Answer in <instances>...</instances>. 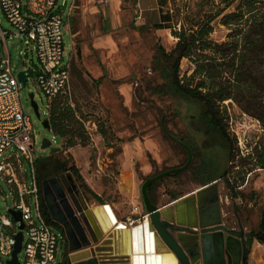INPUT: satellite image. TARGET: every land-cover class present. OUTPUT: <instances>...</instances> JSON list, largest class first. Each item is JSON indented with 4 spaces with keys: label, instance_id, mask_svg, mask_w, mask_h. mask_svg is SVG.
<instances>
[{
    "label": "rangeland",
    "instance_id": "1",
    "mask_svg": "<svg viewBox=\"0 0 264 264\" xmlns=\"http://www.w3.org/2000/svg\"><path fill=\"white\" fill-rule=\"evenodd\" d=\"M65 1L61 10L65 22L64 63L70 61L71 75L66 93L50 99L35 83L40 65L32 43L12 37L6 45L0 44L2 53L10 56L15 73L26 68L32 71L26 86L21 84L20 100L34 128L35 159L50 158L51 164L62 163L65 168L75 165L80 182L118 210L124 207V190L137 186L143 200L141 186L148 177L188 161V150L176 141L182 140L192 151L191 167L162 179L155 192L157 203L168 201L173 194L195 191L216 178L223 217L236 220L239 216L248 235L257 230L264 210V53L260 50L254 56L247 50L240 30L242 26L247 30L250 22H241L249 15L243 20L237 15L242 11V0H232L212 22L211 35L217 42H237L239 55L247 56L243 61L237 56L235 64L228 60L229 72L223 78L224 86L233 95L220 107L226 130L234 141L231 157L219 134L206 124L202 105L168 89L158 48L161 45L170 51L174 47L177 37L172 30L146 24L139 0H75L70 17L68 6L72 0ZM172 3L173 25L177 29L181 23L188 26L192 20L204 19V13L213 6L221 9L226 4L224 0ZM140 10L142 19L138 18ZM230 13L232 23L223 24V15ZM0 25L14 30L1 7ZM233 67H238L237 77L230 74ZM194 69L190 60L181 61L182 77L191 75ZM201 79L197 74L189 82L195 86ZM55 100L65 101L72 108L67 120L71 132L63 137L53 130L51 121V128L43 123L50 117L49 102ZM44 139L50 141V148L59 150L52 153L50 148H42ZM13 151L6 150L0 159ZM22 161L24 179L29 182L31 167L24 157ZM83 198L89 206L100 203L85 186ZM16 199L14 186L0 175V213H7ZM34 203L33 199L35 213ZM253 242L249 262L264 264V243ZM66 246L67 239L53 264L65 261ZM18 259L23 264V251L18 253Z\"/></svg>",
    "mask_w": 264,
    "mask_h": 264
},
{
    "label": "water",
    "instance_id": "2",
    "mask_svg": "<svg viewBox=\"0 0 264 264\" xmlns=\"http://www.w3.org/2000/svg\"><path fill=\"white\" fill-rule=\"evenodd\" d=\"M31 75L32 71L29 68L22 69L18 72V79L26 86ZM30 97L39 115L34 94L31 93ZM43 123L51 128L49 118ZM50 145L48 139L43 140L42 148H50ZM182 145L189 153L188 161L183 166L148 177L142 184L141 193L147 215L142 222L133 225L132 228L116 226L117 228L108 229L109 224L101 209L106 208L110 220L113 221L107 208L109 204H99L90 208L82 195L79 199L74 197L66 181L63 179L62 183L56 181L61 190L62 186L66 185L73 196L72 205L65 195L66 214L64 212L58 214L51 208L53 219L66 227L68 250L71 252L68 254L67 264H166L167 259H173L176 264H231V258L237 250L234 249L235 241L230 236L240 238L243 247L246 248L244 228L241 226L242 231H237L223 224L218 179L162 208L157 207L150 198L149 187L155 181L171 174H179L190 166L192 151L187 144ZM50 150L54 152L59 148ZM67 174L78 192L72 174L70 172ZM44 192L50 204V189L47 182H44ZM62 194L64 195L63 191ZM185 210L191 214V218L185 219L183 214ZM234 210L237 211L235 205ZM9 211L15 220L21 221L20 212L13 209ZM23 228L22 223L21 231L16 236L17 243L12 258L7 264L20 263L18 253L22 249ZM212 240L218 242L215 258L210 254ZM73 251L75 252L72 253ZM85 253H91L92 256L79 262L72 261L75 256Z\"/></svg>",
    "mask_w": 264,
    "mask_h": 264
},
{
    "label": "built area",
    "instance_id": "3",
    "mask_svg": "<svg viewBox=\"0 0 264 264\" xmlns=\"http://www.w3.org/2000/svg\"><path fill=\"white\" fill-rule=\"evenodd\" d=\"M65 4V0H0V7L14 28L0 25V44L6 45L12 37L32 43L40 65L35 83L50 99L70 89V62L64 63L65 22L61 10ZM73 4L71 1L68 6L69 14ZM138 18L142 19V10ZM20 91L18 73L12 70L10 56L4 55L0 48V156L14 149L8 157L0 159V175L14 186L17 195L8 212L0 213V264H7L12 258L22 223L23 264H53L66 238L42 211L33 155L35 133L30 116L23 111ZM22 157L31 167L29 182L24 179ZM10 209L21 213V221L14 219ZM133 211H138V207L134 206Z\"/></svg>",
    "mask_w": 264,
    "mask_h": 264
},
{
    "label": "trees",
    "instance_id": "4",
    "mask_svg": "<svg viewBox=\"0 0 264 264\" xmlns=\"http://www.w3.org/2000/svg\"><path fill=\"white\" fill-rule=\"evenodd\" d=\"M226 3L223 8L213 6L209 11L204 13V19L199 18L196 21H191L188 26L181 23V28L177 29L175 25H172V34L177 37V42L174 47L167 51L163 46L158 48V57L160 58L161 69L164 72V78L167 82L168 89L175 95H178L187 100H193L199 102L202 105V116L206 124L211 127L222 138L223 145L228 149L230 157L233 155L234 141L230 138L227 130L226 123L222 116L220 107L223 101L233 98V95L228 91L227 86L223 78L225 74L229 72L227 66H229L228 60L233 62L240 56L238 60H245L246 55L240 54L238 51V43L232 41L217 42L212 39L211 35L214 31V25L212 22L216 20L225 8L229 7L232 0H224ZM242 11L237 13L240 20H243L246 14L249 15L247 20H243L241 24L248 23L247 30H244L242 26L240 33L244 37V41L247 45V50L250 55L257 56L258 52L264 53V0H242ZM232 14L223 15L221 22L225 25H230ZM175 26V28H174ZM156 28H164L161 25H157ZM190 60L195 69L189 76H181V61L183 59ZM235 64V62H234ZM233 64V66H234ZM238 67L230 70V74L233 77L236 76ZM202 76L199 83L193 86L189 81L196 75ZM72 108L66 106L65 101L55 100L49 102L50 121L53 123V130L60 136H65L71 132L69 129L67 120L70 118ZM48 159H37L36 169L39 175L40 181V163L44 164ZM264 161V159H262ZM262 161V162H263ZM72 169L79 175V171L75 165ZM82 178V176L80 175ZM162 179L155 181L149 187V195L154 204L157 203V197L155 195L156 189L159 184L162 183ZM216 178H212L204 182L208 184L214 181ZM84 186L88 191L97 198L100 204H105L104 200L96 195L90 187L84 183ZM41 187V182H40ZM183 194H173L171 200H176ZM41 206L43 214L46 215L48 222L54 224L45 211L44 201L41 198ZM256 239L260 243H264V210L262 211L261 221L257 230L250 233V245L253 240Z\"/></svg>",
    "mask_w": 264,
    "mask_h": 264
},
{
    "label": "flooded vegetation",
    "instance_id": "5",
    "mask_svg": "<svg viewBox=\"0 0 264 264\" xmlns=\"http://www.w3.org/2000/svg\"><path fill=\"white\" fill-rule=\"evenodd\" d=\"M176 141L179 142L181 145L185 144L182 142V140H176ZM40 166H41L40 167L41 174H40V181H39V192H40V198H42L44 201V206H45L44 209L48 213L52 222L54 223L53 225L60 232H62L64 234L65 238L67 239L66 227L64 226V224L57 222L53 219L52 214H51V208H53V210H55L58 214L60 212H64L66 214V204L67 203L64 200L65 195L69 199V201L72 203V205H73V202H72L73 196L67 190L66 185L64 186L62 184L63 186H62V190H61L60 187L58 186V184L56 185V181L59 180L61 183H62V179L64 181H66L68 188L72 189V193L76 199H79V196H81V195L84 197V184L82 182H80L78 175L72 169V167L71 168L70 167L65 168V166L62 163H55V164L52 163L51 164L50 160H48L47 162H44V164L40 163ZM68 172H70L72 174L74 181L77 185L78 192H76V189L74 188V184H72V181L70 180V177L67 174ZM40 182H41V187H40ZM44 182L48 183V187L50 189V192H49V196L51 198L50 204L48 203L47 197H46L45 192H44ZM62 191L64 192V195L62 194ZM52 197H53V199H52ZM223 216H224V213H223ZM222 222L228 228L234 229L237 231H242V227L244 228V237H245V242H246V248L243 247L242 241L240 238L230 236L231 238H233V240L237 244V251H236V254L231 258V264H249L250 235H248V233L246 232V229H245L244 225L242 224L240 217L238 216L236 220H234V218L230 220L229 218L222 217ZM66 251L67 252L65 254V261L62 264H67L66 260L68 257V246H66Z\"/></svg>",
    "mask_w": 264,
    "mask_h": 264
},
{
    "label": "crops",
    "instance_id": "6",
    "mask_svg": "<svg viewBox=\"0 0 264 264\" xmlns=\"http://www.w3.org/2000/svg\"><path fill=\"white\" fill-rule=\"evenodd\" d=\"M72 1H74V4H73L74 6L75 0H72ZM172 1L173 0H139L141 9L144 12L146 24H152L154 27H156L157 25H161L164 27L163 29L170 31L171 28H173L171 27L173 25V14H172L173 10L171 8L173 4ZM71 14H72L71 12L70 14L68 13V16L70 17ZM64 29H65V25H64ZM158 29H162V28H158ZM124 191L126 192V195H127L124 201V207H121L118 210H115V209L114 210H115V213L118 219L126 223V226L131 227L132 225L142 222L145 216L147 215V211L144 208L143 200L139 198V195L137 192V186L129 187L127 188V191L126 190ZM184 195L186 194H183L182 196ZM182 196H180L179 198H181ZM175 201L176 200L169 199L168 201L164 203H156L155 205L159 208H162L167 205L173 204ZM134 206L138 207V211L136 212L133 211ZM183 214H184L185 219L191 218L190 217L191 214H189L187 210H185ZM253 243L260 244V242L256 239H254ZM70 253L71 252H69L68 250V254ZM250 255H251V252H250ZM249 264H252V262L251 263L249 262Z\"/></svg>",
    "mask_w": 264,
    "mask_h": 264
},
{
    "label": "bare ground",
    "instance_id": "7",
    "mask_svg": "<svg viewBox=\"0 0 264 264\" xmlns=\"http://www.w3.org/2000/svg\"><path fill=\"white\" fill-rule=\"evenodd\" d=\"M99 204L100 203L92 204L89 207L92 208L93 206H98ZM107 208L110 212V215H112L111 217H112L113 221L110 220V217H109V214H108V211L106 208H103L101 210H103L105 217H106L105 219H106L107 223L109 224L108 229L109 228L113 229L116 226L121 227V225H123V227H121V228H127L128 227V226H126V223H124L118 219L112 205H109ZM131 227H133V225ZM217 245H218V242H215L214 240H212V243L210 246V254L212 255V258H215V256H216ZM234 249L237 250V244L236 243L234 244ZM74 252L75 251H73L72 253H74ZM234 253L236 254V252H234ZM91 256H92L91 253L79 254V255L75 256V258L72 261L73 262L83 261V260L89 259ZM166 264H176V263L173 261V259H171V260L167 259Z\"/></svg>",
    "mask_w": 264,
    "mask_h": 264
},
{
    "label": "snow or ice",
    "instance_id": "8",
    "mask_svg": "<svg viewBox=\"0 0 264 264\" xmlns=\"http://www.w3.org/2000/svg\"><path fill=\"white\" fill-rule=\"evenodd\" d=\"M121 227H123V225H121Z\"/></svg>",
    "mask_w": 264,
    "mask_h": 264
}]
</instances>
